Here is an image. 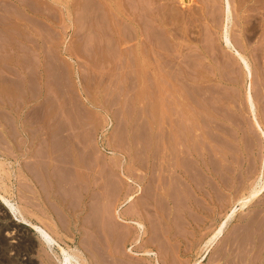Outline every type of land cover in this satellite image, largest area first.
Instances as JSON below:
<instances>
[{"label": "rangeland", "instance_id": "374dc122", "mask_svg": "<svg viewBox=\"0 0 264 264\" xmlns=\"http://www.w3.org/2000/svg\"><path fill=\"white\" fill-rule=\"evenodd\" d=\"M160 1L165 8L179 10L182 18L170 20V36L161 43L155 40L154 52L144 57L140 68L135 41L115 39L114 20L106 14L103 0H0L6 16L0 20L4 26L0 28V154L9 173L3 172L4 181L9 185L13 181L12 199L34 212L29 220L41 223V217L54 226L48 218V191L32 184L34 193L22 195L15 174L23 172L21 163H39L43 157L49 162L46 153L32 151L38 146L50 148L53 133L72 140L82 136L87 141L84 146L92 149L106 170L101 176L92 171L71 178L80 182L69 202V237L63 238L73 248H85L91 264H151L131 255L130 245L117 238L130 227L116 216L117 206L125 215H140L151 232L150 241L162 236L150 247L159 253L162 264H264V194L245 207L237 202L264 171L262 132L255 128L247 101L252 91L264 129V0H230L235 47L222 38L225 0H194L189 7H182L178 0ZM237 49L250 62L251 91ZM27 78L32 87L20 94L11 83L10 88H2L6 79L23 85ZM190 161L199 169L198 177L188 171ZM170 163L176 170H171ZM104 175L107 182L115 180V196L99 191ZM177 179H182L181 184ZM139 184V195L125 202ZM163 193L168 200L162 199ZM101 194L106 195L94 199ZM55 199L54 207L60 201ZM227 214L232 220L207 250L206 241ZM17 226L28 233L32 264H59L36 230L19 223L0 199V242L6 231H16ZM102 226L110 232L106 234ZM93 243L101 246L97 250L107 256L105 260L95 255ZM110 251H116L115 261L109 262ZM14 252L5 255L0 249V264H16L9 260Z\"/></svg>", "mask_w": 264, "mask_h": 264}, {"label": "bare ground", "instance_id": "6f19581e", "mask_svg": "<svg viewBox=\"0 0 264 264\" xmlns=\"http://www.w3.org/2000/svg\"><path fill=\"white\" fill-rule=\"evenodd\" d=\"M22 1V0H21ZM35 1V0H32ZM40 1V0H39ZM92 1V0H91ZM99 1V0H98ZM111 0H103V4H104V9L107 15L110 16V18H113V35L115 36V39L119 40H124L126 38L129 39H133L135 41L134 44V54L136 55V63L138 64V66L141 68L142 63H143V59L145 56L151 55V52H154V46L155 45V40L157 39L159 43L164 42V40H166L165 38L168 36H170L169 34H171V32L169 33V30H167L168 26L170 27V25L172 24V22H170V20H174L173 22L180 20L182 18V14L179 10H173V9H169V8H165L164 4L161 3L160 0H114V3L110 2ZM123 1V2H122ZM176 1V0H175ZM179 3L183 6H190L191 2L194 0H178ZM215 1V0H214ZM225 6L224 8V14H225V22L224 25L222 27V38L225 42V44L229 47H235L234 43H233V39L230 35V23H231V2L230 0H225ZM15 2V1H14ZM13 2V3H14ZM37 2V1H36ZM24 3V2H22ZM21 3V5H22ZM32 3V2H31ZM40 3V2H38ZM43 3V2H42ZM97 3V2H96ZM176 3V2H175ZM16 4V3H15ZM49 4V3H48ZM102 4V3H101ZM168 4V3H167ZM6 5V4H5ZM38 5V4H37ZM81 5V4H80ZM199 5V4H198ZM18 6V3H17ZM29 6V5H28ZM35 6V5H34ZM206 6V5H205ZM27 7V5L25 6ZM32 7V5L30 6ZM84 7V6H83ZM92 7V6H91ZM95 7V6H94ZM169 7V6H168ZM6 8V7H5ZM36 8V6L34 7V9ZM86 8V7H85ZM84 8V9H85ZM29 9V8H28ZM178 9V8H177ZM5 10L4 7H2L1 3H0V11H2L0 13V17H1V21L3 18H6L4 12ZM21 10V9H20ZM23 10V9H22ZM36 10V9H35ZM38 10V9H37ZM42 10V8H41ZM102 10V9H101ZM28 11V10H27ZM30 11V9H29ZM95 11V10H94ZM17 12V11H16ZM26 12V11H25ZM24 12V13H25ZM29 13H32L31 11ZM102 13V12H101ZM202 13V12H201ZM211 13V12H210ZM7 14V12H6ZM28 14V13H27ZM37 14V12H36ZM43 14V13H42ZM98 14V13H97ZM25 15V14H24ZM38 15H40L38 13ZM44 15V14H43ZM111 15L113 17H111ZM27 16V15H26ZM41 16V15H40ZM207 16V15H206ZM227 16V18H226ZM46 17V15H45ZM51 17V16H50ZM100 17V16H99ZM107 17V16H106ZM184 17V16H183ZM195 17V16H193ZM199 17V16H198ZM217 17V16H216ZM14 19V18H13ZM100 19V18H99ZM104 19V18H102ZM27 20V19H26ZM111 22L112 20L109 19ZM3 22V21H2ZM26 22V21H25ZM94 22V21H93ZM194 22V21H193ZM109 24V23H108ZM107 25V24H106ZM216 25V24H215ZM2 26H0L1 28ZM4 27V26H3ZM2 27V28H3ZM7 27V26H6ZM36 27V26H35ZM1 28V29H2ZM112 29V28H111ZM89 30V29H88ZM96 30V29H95ZM4 31V30H3ZM108 31V30H107ZM172 31V30H171ZM2 32V30H1ZM6 32V31H5ZM7 33V32H6ZM40 33V32H39ZM5 35V34H4ZM112 35V36H113ZM113 36V37H114ZM191 36V35H190ZM3 37V36H2ZM9 37V36H8ZM1 38V36H0ZM109 38V37H107ZM154 38V40H153ZM172 39V38H171ZM90 40V39H89ZM109 40V39H108ZM116 40V41H117ZM4 42V41H3ZM167 42V41H166ZM129 43V42H128ZM30 44V43H29ZM164 44V43H163ZM111 45V43H110ZM5 46V45H4ZM107 46V45H106ZM119 46V45H118ZM126 46V45H125ZM124 46V47H125ZM165 46V45H164ZM1 47V46H0ZM105 47V46H104ZM2 48V47H1ZM132 48V46H131ZM10 49V48H9ZM8 49V51H9ZM12 49V48H11ZM10 49V50H11ZM15 49V48H14ZM103 49V48H102ZM115 49V48H114ZM7 50V49H6ZM23 50V49H22ZM14 51V50H13ZM17 51V50H16ZM10 52V51H9ZM49 53V52H48ZM153 54V53H152ZM236 54L239 57V61L242 62V66L245 68V73H246V77L248 80H250V91L252 89V80H253V71L251 70L250 67V62L248 60V58L244 55V53L240 52V50H236ZM106 57V56H105ZM98 59V57H97ZM97 61V60H96ZM136 64V65H137ZM173 66V65H172ZM2 67V66H1ZM238 70V69H237ZM1 76V75H0ZM183 76V75H182ZM139 80V79H138ZM230 82V81H229ZM142 84V83H141ZM206 84V83H205ZM247 84V85H249ZM15 85V84H14ZM13 85V86H14ZM6 86V85H5ZM12 86V87H13ZM204 86V85H203ZM210 87V86H209ZM5 88V87H4ZM8 88V87H7ZM6 88V89H7ZM9 90V89H8ZM16 90V92L18 94H20V91L23 90L22 88H20V85H16L14 86V89ZM10 91V90H9ZM31 91V90H30ZM200 91V90H199ZM25 92V91H24ZM2 93V92H1ZM16 94V93H15ZM256 94V93H255ZM254 94V95H255ZM259 94V93H258ZM263 95V94H262ZM37 97V96H36ZM210 97V96H209ZM263 99V98H262ZM16 100V99H15ZM212 100V99H211ZM258 100V99H257ZM247 101H248V105H249V111L252 113V119L253 122L255 124V128L257 127L259 129L260 132H262V139H263V144H264V129L263 126L260 123L259 117L257 115V110H256V100L253 96L252 91L249 92V94L247 95ZM195 104L199 103L198 100L197 102L194 101ZM219 102V101H218ZM233 104V103H232ZM181 108V107H180ZM212 108V107H211ZM221 110V109H220ZM259 110V109H258ZM17 112V111H16ZM209 114V113H208ZM261 119V118H260ZM240 120V119H239ZM195 122V121H194ZM28 123V122H27ZM26 123V124H27ZM25 124V123H24ZM33 124V123H32ZM30 125V124H29ZM217 125V124H216ZM32 126V125H31ZM198 126V125H197ZM32 128V127H31ZM224 128V127H223ZM19 130V129H18ZM26 130V129H25ZM52 130V129H51ZM34 131V130H33ZM24 132V131H23ZM29 133V130L27 131ZM58 132V131H57ZM215 133V132H214ZM10 136L14 135V132L10 133ZM30 134V133H29ZM25 135L26 137L29 135ZM52 134V133H51ZM56 134V133H55ZM65 135V134H64ZM172 135V134H171ZM214 135V134H213ZM246 135V134H245ZM60 136V137H59ZM170 136V135H168ZM191 136V135H190ZM30 137V136H29ZM170 138V137H168ZM185 138V137H184ZM196 138H198V136L196 135ZM17 139V138H16ZM37 139V138H36ZM163 139V138H162ZM30 140V139H29ZM76 140V141H75ZM72 140L69 137H65V136H61L59 134H56L54 136V133L51 135L50 138V148H51V153L49 154V161L50 163L53 165L50 167H54V172L52 173H45L43 170H40V162L41 160H39L40 162L38 164H35L36 162H32V165L28 166V171L25 173L23 172H18V174H15L16 176V181L18 183V191H20L22 193V195L26 196L27 192H32L34 193L35 189L34 186L32 184H36L38 185V183L42 186V188L46 191H48V195H49V202L50 204L47 205V210L50 213V217L48 215V218L52 219V221H54V226L51 225V223L48 224V221L46 222L43 218L39 217L41 219V223H35L32 222L31 220H29L30 217H32V214H34V212L32 213L31 210H29L27 208V206L25 205H21L18 202H16V200H13L12 198L14 197L13 194H15L14 192V188H13V181L10 180V185L6 184L3 178V172L5 171L6 173V168H5V160L3 161V159H1V155L0 154V199L3 201V203L7 206V208L10 209L11 212H13V215L15 216V218L17 219V221L19 223H25L30 225L33 229L36 230V232L39 234V238L41 237L42 239V243L43 245L48 249V251H52L54 253V257L56 258V260L58 261L59 264H91L90 263V259L89 256L87 257V254L85 252V248H73L70 245H68L65 241L63 236L65 237H69V220H68V212L70 211L69 209V202L71 200V198H74V196H76V193L74 192L76 188H78L77 185H79L78 179L76 180H71L72 177L74 176H83V174H87V175H91L92 171L94 172H98V174L100 175V173H102L101 171L106 170L104 168V164L99 160V158L96 159V157H94V152L91 153L92 149L89 151L87 150V146L85 147V141L84 138L82 136H80L79 138ZM161 140V139H160ZM185 140V139H184ZM25 142V141H24ZM215 142V141H214ZM17 143V142H16ZM30 143V142H29ZM219 143V142H218ZM4 144V143H3ZM14 144V143H13ZM170 144V143H169ZM198 144V143H197ZM227 144V143H226ZM15 145V144H14ZM173 145V144H172ZM12 146V145H11ZM174 146V145H173ZM22 147V146H21ZM39 147V146H38ZM158 147V146H157ZM182 147V146H181ZM8 149H12V147H7ZM36 148V147H35ZM187 148V147H185ZM197 148V147H196ZM191 149V148H190ZM264 149V146H263ZM23 150V149H22ZM50 150V149H49ZM169 150V149H168ZM246 150V149H245ZM251 150V149H250ZM5 151V150H4ZM172 151V150H171ZM180 151V150H179ZM13 152V151H12ZM34 152V151H33ZM174 152V151H173ZM191 153V152H190ZM197 154V153H196ZM43 155V154H42ZM51 155V156H50ZM157 155V153H156ZM173 155V154H170ZM192 155V154H191ZM195 155V154H194ZM4 156V155H3ZM15 156V154H14ZM48 156V155H47ZM149 156V155H148ZM169 156V155H168ZM187 156V155H186ZM29 157V156H28ZM190 157V156H189ZM194 157V156H193ZM15 158V157H14ZM96 159V163L92 162L93 159ZM224 158V157H223ZM18 159V158H17ZM78 159V160H76ZM144 159V158H143ZM184 159V158H183ZM20 160V159H19ZM48 160V159H47ZM74 160H76L74 162ZM173 160V159H172ZM176 160V159H175ZM190 160V159H189ZM201 160V158H200ZM95 161V160H94ZM160 161V160H159ZM182 161V160H181ZM196 161V159L194 160ZM173 162V161H171ZM201 162V161H200ZM10 163V162H9ZM20 163V161H19ZM180 163V162H179ZM263 163H264V153H263ZM262 163V165H263ZM27 164V163H26ZM31 164V163H30ZM42 164V163H41ZM171 164V163H170ZM199 164V163H198ZM248 164V163H247ZM152 165V164H151ZM169 165V164H168ZM182 165V163L180 164ZM187 165V164H186ZM201 165V164H200ZM22 166V165H21ZM165 166V165H164ZM184 166V164H183ZM25 167V166H24ZM48 167V166H47ZM168 167V166H167ZM166 167V168H167ZM169 167L171 168V170H176V165L175 164H171V166L169 165ZM199 167V166H198ZM20 168V166L18 167ZM22 168V167H21ZM45 168V167H44ZM42 168V169H44ZM120 168V167H119ZM141 168V167H140ZM163 168V167H162ZM186 168V167H185ZM248 168V167H247ZM24 169V168H23ZM148 169V168H145ZM165 169V168H164ZM152 170V169H151ZM168 170V169H167ZM212 170V169H211ZM15 171V170H14ZM22 171V169H21ZM26 171V170H25ZM184 171V170H183ZM182 171V172H183ZM188 171L189 172H193L192 174L195 176H199L200 175V171L197 168L196 164H194V162L190 161L189 162V166H188ZM13 172V171H12ZM111 172V171H110ZM170 172V170H169ZM168 172V173H169ZM172 172V171H171ZM8 173V171H7ZM156 173V171H155ZM174 173V171L172 172ZM177 173V172H176ZM257 173V172H256ZM97 174V173H96ZM158 174V172H157ZM167 174V173H166ZM179 174V173H178ZM9 175V173H8ZM11 175V174H10ZM94 175V174H93ZM102 175V174H101ZM100 175V176H101ZM114 175V174H113ZM149 175V174H148ZM174 175V174H173ZM180 175V174H179ZM252 175V173H251ZM95 176V175H94ZM171 176V175H170ZM253 176V175H252ZM257 176V175H256ZM11 177H13V175H11ZM86 177V176H85ZM93 177V176H92ZM105 177V175H104ZM133 177V176H132ZM145 177V176H144ZM147 177V176H146ZM165 177V176H164ZM168 177V176H167ZM175 180L176 178H179L177 176H171L170 178H172ZM196 177V178H197ZM7 178V177H6ZM10 178V177H9ZM8 178V179H9ZM15 178V177H14ZM87 178V177H86ZM111 178V177H110ZM131 178V177H130ZM163 178V177H162ZM183 178V177H182ZM188 178V177H187ZM256 178V177H255ZM8 179H6V181H8ZM11 179V178H10ZM89 179H91V177H89ZM95 179V178H94ZM105 180H103V182L101 180L102 183H100L102 186L100 187L99 191L102 189V192H105L107 195H114L117 193L118 191V187L117 184L115 182V180H111L110 182H107L106 177L104 178ZM122 179V178H121ZM147 179V178H146ZM143 180V179H142ZM173 180V181H174ZM178 180V179H177ZM182 179H179L178 181L181 184ZM71 181V182H69ZM83 181V180H82ZM95 181V180H94ZM97 181V180H96ZM98 181V183H99ZM109 181V180H108ZM124 181V180H123ZM32 182V183H31ZM176 182V183H179ZM186 182V181H185ZM203 182V181H202ZM71 183V184H69ZM131 183V182H130ZM154 183V182H153ZM164 183V182H163ZM170 183V181H169ZM173 183V182H172ZM69 184V185H68ZM86 184V183H85ZM91 184V182H90ZM95 184V183H94ZM97 184V183H96ZM138 184V183H137ZM89 185V184H88ZM143 185V184H142ZM166 185V184H165ZM163 185V186H165ZM178 185V184H176ZM184 185V184H183ZM246 185V184H245ZM83 186V185H82ZM97 186V185H96ZM159 186V185H158ZM161 186V185H160ZM209 186V185H208ZM215 186V185H214ZM134 187V186H133ZM162 187V186H161ZM176 187V186H175ZM250 187V186H249ZM87 188H90V186ZM152 188V187H151ZM156 188V187H155ZM182 188V187H181ZM215 188V187H214ZM95 189V188H94ZM123 189V188H122ZM134 189V188H133ZM137 191L135 190V192L129 196L126 197V201L125 202H131L136 198V194L139 195V191H142V187L139 184L138 188H136ZM154 189V188H153ZM158 189V187H157ZM80 190V189H79ZM92 190V189H91ZM156 190V189H155ZM160 190V188H159ZM158 190V191H159ZM198 190V189H197ZM209 190V189H208ZM45 191V192H46ZM90 191V190H88ZM87 191V193H88ZM95 191V190H94ZM92 191V192H94ZM153 191V190H152ZM170 191V190H169ZM178 191V189H177ZM214 191V189H213ZM212 191V193H213ZM82 192V191H81ZM101 192V191H100ZM101 192V193H102ZM123 192V191H122ZM126 192V190H125ZM160 192V191H159ZM163 192V190H162ZM196 192V190L194 191ZM36 193V192H35ZM55 193L57 194V196L55 195ZM98 193V191L96 192ZM129 193V192H128ZM148 193V192H147ZM73 194V195H72ZM106 194H101L103 196H99L97 195L94 199H100V197H104ZM160 194V193H159ZM210 194V192H209ZM262 194H264V171L262 170L259 175H258V179L256 181V183L254 184V186L252 187V189H250V191L248 192V194L244 195L243 197L239 198V200L237 202H242V207H245L246 205H249L252 201H254L255 199H257L258 197H260ZM8 195H11L10 197ZM43 195V194H42ZM176 195V194H175ZM205 195V194H204ZM56 196V197H55ZM84 196V195H82ZM81 196V197H82ZM87 196V195H86ZM89 196V195H88ZM124 196V195H123ZM162 197V199H164L166 197V194L163 193L160 195ZM159 196V197H160ZM56 198L58 202V204H56V206L54 207L55 203L53 202L52 198ZM79 197V196H78ZM77 197V198H78ZM141 197V196H140ZM170 197V196H169ZM176 197V196H175ZM198 197V196H197ZM85 198V197H84ZM90 198V196H89ZM93 198V197H92ZM121 198V197H120ZM119 198V199H120ZM155 198V197H154ZM172 198V197H171ZM192 198V197H191ZM44 199V198H43ZM55 199V200H56ZM83 199V198H82ZM86 199V198H85ZM103 199V198H102ZM118 199V200H119ZM161 199V198H160ZM167 199V197H166ZM91 200V199H90ZM124 200V199H123ZM168 200V199H167ZM171 200V199H170ZM174 200V199H173ZM152 201V200H151ZM154 201V200H153ZM161 201V200H160ZM163 201V200H162ZM165 201V200H164ZM198 201V200H197ZM158 202V201H157ZM255 202V201H254ZM45 203V201H44ZM52 203V204H51ZM54 203V204H53ZM74 203V202H73ZM98 203V202H97ZM107 203V202H106ZM144 203V202H143ZM162 203V202H161ZM84 204V202H83ZM82 204V205H83ZM87 204V203H86ZM178 204V202H177ZM63 205V206H62ZM71 205V204H70ZM79 205L78 207L82 206ZM144 205V204H143ZM146 205V204H145ZM150 205V204H149ZM154 205V204H153ZM161 205V204H160ZM45 206V205H44ZM84 206V205H83ZM82 206V207H83ZM169 206V205H168ZM175 206V205H174ZM162 207V206H161ZM88 208V207H87ZM149 208V207H148ZM155 208V207H154ZM163 208V207H162ZM84 209V208H82ZM127 209V208H126ZM194 209V208H193ZM80 210V209H79ZM132 210V209H131ZM47 211V212H48ZM81 211V210H80ZM79 211V212H80ZM109 211V210H108ZM148 211V209H147ZM186 211V210H185ZM78 212V214H79ZM84 212V211H83ZM150 212V211H149ZM75 213V212H74ZM77 213V212H76ZM127 213V212H126ZM53 214H54V218H53ZM115 214L118 218H121L123 220L128 221V223H130V227L128 228V230H125L123 233H119V235L117 236V238H119L120 241L124 242V244H128L130 245V247H126L128 248V251L131 255L133 256H142L144 257V260H148V262H150L151 264H162L159 258V253L153 249L150 248L152 247L153 244H155V242L153 240H156V242L158 243V241L162 240V236L157 235L155 237V239L153 238V240H149L148 239V235L149 233V229L148 227L145 225V223L139 218V214L137 212H135L134 214H123L121 209L119 208V206H117L115 208ZM173 214V213H172ZM35 215V214H34ZM46 215V214H45ZM71 215V214H70ZM187 215V214H186ZM80 216V215H79ZM101 216V215H100ZM177 216V215H176ZM228 214L226 215V217L224 218V222H222V224H220L216 231L213 233V235L206 241L205 246L207 247V250L209 249V247H211V245L214 244V242L219 238V236L221 235L222 231L224 230V226L226 225V223H228V221L230 220V217L227 218ZM232 216V215H231ZM83 217V216H82ZM95 217V216H94ZM159 217V216H158ZM180 217V215H179ZM97 218V217H96ZM233 218V217H232ZM46 219V218H45ZM54 219V220H53ZM84 219V218H83ZM95 219V218H94ZM93 220V219H92ZM91 220V221H92ZM185 220V219H184ZM193 220V219H192ZM232 220V219H231ZM230 220V221H231ZM106 221V220H105ZM223 221V220H222ZM147 222V221H146ZM115 223V222H114ZM166 223V222H165ZM214 223V222H213ZM75 225V224H74ZM73 225V226H74ZM93 225V224H92ZM113 225V224H112ZM14 226V225H13ZM101 226V225H100ZM195 226V225H194ZM75 227V226H74ZM92 228V227H91ZM103 231L107 232L106 234H108V232H110V230H108L105 226H102ZM16 231H6L4 238L2 239V241L0 242V249L2 250L3 253H5V255H7V253L10 251H16L14 253H10L11 257L10 263L12 261V263H16V264H32L35 263L33 262L30 258V250L32 249V247L30 248V244L28 243V233L23 230L22 228H20L19 226H17ZM79 229V228H78ZM90 229V228H89ZM161 229V228H160ZM166 229V228H165ZM168 229V228H167ZM92 230H90L91 232ZM116 231V230H115ZM169 231V230H168ZM211 231V230H210ZM209 231V232H210ZM63 232V235H61V233ZM113 232V231H112ZM89 233V232H88ZM95 233V232H94ZM174 234V233H173ZM83 235V234H82ZM167 236V235H166ZM89 237V236H88ZM150 237V236H149ZM172 237V236H171ZM93 238V237H92ZM174 238V237H173ZM176 238V237H175ZM11 239V241H10ZM184 239V238H183ZM146 240V241H145ZM171 240V239H170ZM174 240V239H173ZM205 240V239H204ZM87 241V240H86ZM118 241V239H117ZM258 241V240H257ZM72 242V240H71ZM110 242V241H109ZM166 242V241H165ZM252 242V241H251ZM174 243V242H173ZM83 244V243H82ZM95 243L91 244V248L95 250L96 252V256H98L99 259H103L105 260V254H103L101 251H98L97 249H99L101 246L97 247L94 245ZM111 244V243H110ZM237 244V243H236ZM254 244V243H253ZM33 245V244H32ZM85 245V244H83ZM82 245V247H83ZM153 246H156L153 245ZM159 246V244H158ZM88 247V246H87ZM108 247V246H107ZM111 247V245H110ZM117 247V246H116ZM121 247V246H120ZM263 247V246H262ZM90 248V249H91ZM122 248V247H121ZM155 248V247H154ZM89 249V248H88ZM117 249V248H116ZM109 250V249H108ZM113 250V247H112ZM177 250V249H176ZM189 250V249H188ZM32 251V250H31ZM161 251V250H160ZM227 251V250H226ZM116 252V251H115ZM114 251H110V255L109 257L112 258L111 261H115L116 260V253ZM166 252V251H165ZM124 253V252H122ZM107 254V253H106ZM120 254V251H119ZM4 255V254H3ZM204 255V254H203ZM227 255V254H226ZM9 256V255H8ZM7 256V257H8ZM9 256V257H10ZM25 258H22V257ZM121 256V255H119ZM167 257V256H166ZM236 257V256H235ZM120 258V257H119ZM122 258V257H121ZM8 259V258H7ZM93 259V258H92ZM123 259V258H122ZM166 260V258H165ZM168 260V259H167ZM235 260V259H234ZM97 261V259L95 260ZM94 261V263H96ZM99 261V260H98ZM120 261V260H119ZM127 261V259H126ZM134 261V260H133ZM179 261V260H178ZM50 262V261H49ZM92 262V260H91ZM118 262V261H117ZM130 262V261H128ZM116 263V262H115ZM49 264H53V263H49ZM98 264V263H96ZM103 264V263H102ZM135 264V263H134ZM176 264V263H175ZM180 264V263H179ZM194 264H198V262H195Z\"/></svg>", "mask_w": 264, "mask_h": 264}, {"label": "crops", "instance_id": "0c3cea01", "mask_svg": "<svg viewBox=\"0 0 264 264\" xmlns=\"http://www.w3.org/2000/svg\"><path fill=\"white\" fill-rule=\"evenodd\" d=\"M6 83H8V85L7 86H5L6 85ZM12 84V86L15 84V85H20V88H22V89H27V88H31L32 86H30V85H28V83H29V79L27 78V81H25L24 83H23V85H21V84H18V83H16V82H14V81H11L10 79H6L5 80V82H2L1 84H2V88H4V89H6L7 87L8 88H10L11 86V84ZM50 149V150H49ZM39 150H42V151H39ZM21 152V151H20ZM26 152V151H25ZM40 152H42V153H46L47 155H48V158H49V154L51 153V148H48V149H45V148H42V149H40V148H36L35 149V151L33 152L32 151V153H35V154H38V153H40ZM46 155V156H47ZM45 157H43V158H41V169L42 168H44L43 169V171L45 172V173H48V172H50V173H52V172H54V167H50V165L51 166H53L51 163H50V161L47 163V162H44L43 161V159H44ZM40 162V161H39ZM31 163V164H30ZM22 164V168H20V169H22V171H24L25 173L29 170L28 169V166L29 165H32L33 163H32V161L31 162H27V164L25 163L24 165H23V163H21ZM35 164H38V163H35ZM25 166V167H24ZM48 166V167H47ZM24 168V169H23ZM26 170V171H25ZM23 172V173H24ZM32 183V182H31ZM39 184V183H38Z\"/></svg>", "mask_w": 264, "mask_h": 264}]
</instances>
